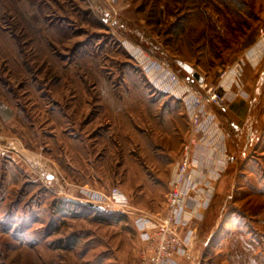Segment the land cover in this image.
Here are the masks:
<instances>
[{"label": "rangeland", "instance_id": "rangeland-1", "mask_svg": "<svg viewBox=\"0 0 264 264\" xmlns=\"http://www.w3.org/2000/svg\"><path fill=\"white\" fill-rule=\"evenodd\" d=\"M263 39L264 0H0V264H139L201 137L185 94L228 150L186 264H264ZM109 187L133 214L90 204Z\"/></svg>", "mask_w": 264, "mask_h": 264}, {"label": "built area", "instance_id": "built-area-1", "mask_svg": "<svg viewBox=\"0 0 264 264\" xmlns=\"http://www.w3.org/2000/svg\"><path fill=\"white\" fill-rule=\"evenodd\" d=\"M238 73L239 70L237 75ZM237 75L234 77L235 80ZM173 81L174 85L179 82L177 79ZM172 86H169L168 90L173 89ZM183 98L188 111L197 118L196 133L201 134V137L198 138L199 141L197 138H191L185 146L174 177L169 183L170 191L164 211L155 216L138 214L136 224L146 243L139 264H186L193 261V249L198 238V230L192 225L195 219L204 218L213 199V191H206V189L199 191V188L205 180L209 179L208 162L215 165L213 172L217 173L216 165L224 163L228 155L224 131L215 119L212 120V115L207 112L204 100L196 95L186 94ZM206 101L222 106L225 98L211 90ZM202 113L207 116L205 117L208 119L206 122L203 121L204 119L200 120ZM208 142L211 146V151L208 150L210 156L202 154L204 153L203 147ZM215 156L219 158L214 159ZM217 174L216 179L221 176L220 173ZM88 200L96 209L97 207H109L120 209L127 214L134 213L130 206V198L119 187L107 189L100 197H97L96 193H91Z\"/></svg>", "mask_w": 264, "mask_h": 264}, {"label": "crops", "instance_id": "crops-1", "mask_svg": "<svg viewBox=\"0 0 264 264\" xmlns=\"http://www.w3.org/2000/svg\"><path fill=\"white\" fill-rule=\"evenodd\" d=\"M263 41H264V39H263ZM262 46L264 47L263 43L254 46L255 48L252 51L253 60L256 59L258 57V55L260 54ZM205 154H206V156H210V154L207 155V152ZM218 158H219V156H215L214 159H218ZM174 174L175 173L172 174V178L174 177ZM172 178H170V181L172 180ZM170 181H169V183H170ZM110 188L111 187H109L107 189H110ZM107 189H105V190H107Z\"/></svg>", "mask_w": 264, "mask_h": 264}, {"label": "bare ground", "instance_id": "bare-ground-1", "mask_svg": "<svg viewBox=\"0 0 264 264\" xmlns=\"http://www.w3.org/2000/svg\"><path fill=\"white\" fill-rule=\"evenodd\" d=\"M237 71H238V70H237ZM237 71L233 74L232 77L230 76L229 73L226 75V77H225V79H224V83H227V86L230 87V86L232 85V79H233L234 77H236V75H237Z\"/></svg>", "mask_w": 264, "mask_h": 264}, {"label": "water", "instance_id": "water-1", "mask_svg": "<svg viewBox=\"0 0 264 264\" xmlns=\"http://www.w3.org/2000/svg\"><path fill=\"white\" fill-rule=\"evenodd\" d=\"M193 75L200 82H202L204 80V78L199 73H197V72H195Z\"/></svg>", "mask_w": 264, "mask_h": 264}]
</instances>
